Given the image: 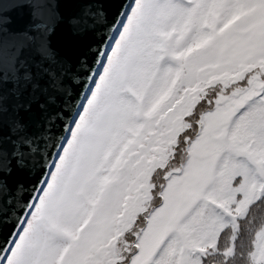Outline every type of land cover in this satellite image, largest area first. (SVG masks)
I'll use <instances>...</instances> for the list:
<instances>
[{
  "label": "snow or ice",
  "instance_id": "snow-or-ice-1",
  "mask_svg": "<svg viewBox=\"0 0 264 264\" xmlns=\"http://www.w3.org/2000/svg\"><path fill=\"white\" fill-rule=\"evenodd\" d=\"M0 264H264V0H0Z\"/></svg>",
  "mask_w": 264,
  "mask_h": 264
}]
</instances>
